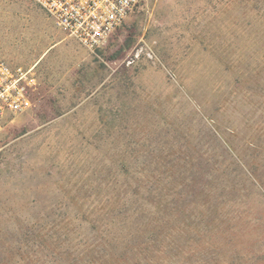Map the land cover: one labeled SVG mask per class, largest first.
<instances>
[{
  "label": "rangeland",
  "instance_id": "1",
  "mask_svg": "<svg viewBox=\"0 0 264 264\" xmlns=\"http://www.w3.org/2000/svg\"><path fill=\"white\" fill-rule=\"evenodd\" d=\"M38 90L0 133V264H264V0H143L101 48L0 0Z\"/></svg>",
  "mask_w": 264,
  "mask_h": 264
},
{
  "label": "built area",
  "instance_id": "2",
  "mask_svg": "<svg viewBox=\"0 0 264 264\" xmlns=\"http://www.w3.org/2000/svg\"><path fill=\"white\" fill-rule=\"evenodd\" d=\"M67 35L90 50L103 47L143 0H33ZM34 66L0 60V133L10 116L26 112L38 90Z\"/></svg>",
  "mask_w": 264,
  "mask_h": 264
}]
</instances>
